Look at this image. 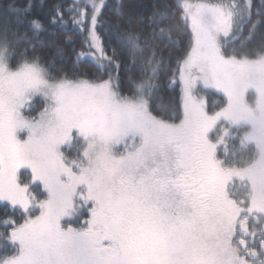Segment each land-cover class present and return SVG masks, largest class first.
<instances>
[{
	"label": "snow or ice",
	"instance_id": "6c2138e0",
	"mask_svg": "<svg viewBox=\"0 0 264 264\" xmlns=\"http://www.w3.org/2000/svg\"><path fill=\"white\" fill-rule=\"evenodd\" d=\"M36 8L0 4V264H264V0Z\"/></svg>",
	"mask_w": 264,
	"mask_h": 264
},
{
	"label": "trees",
	"instance_id": "16d2710c",
	"mask_svg": "<svg viewBox=\"0 0 264 264\" xmlns=\"http://www.w3.org/2000/svg\"><path fill=\"white\" fill-rule=\"evenodd\" d=\"M8 0H0V4H4L7 3ZM64 2V0H36L37 3V8L35 9V11L39 14L41 11L47 13L48 10L55 4ZM117 2V0H108V3L110 4H115ZM155 2V0H123V3L125 5H127V11L132 14L133 16H138L140 14H146L149 10L151 5ZM61 39H63V36L60 37ZM80 45H79V41H77L76 44V48L79 49ZM47 51V49H46ZM182 54L181 52H175L173 55V59H175L176 57H178L179 55ZM125 62L126 59H125ZM86 67V66H85ZM174 67V65H173ZM170 75V74H169ZM121 76H124V72L123 70H121ZM165 80L167 79V77L164 78ZM168 88L171 89L172 85H168ZM179 95V88L177 86L176 91H165L164 93V97L165 99H167L168 97H174V98H178ZM206 99V103L208 104L209 108H211V106L214 103H218L219 100L221 99L220 96L218 95H211V94H207L205 96ZM43 105L39 103V101H37V110H39L40 108H42ZM33 115H35V113H33ZM69 154L66 152V155ZM42 190V189H41ZM34 192H36V190H33ZM43 198V197H41ZM4 214L3 211L0 210V218H3Z\"/></svg>",
	"mask_w": 264,
	"mask_h": 264
},
{
	"label": "rangeland",
	"instance_id": "374dc122",
	"mask_svg": "<svg viewBox=\"0 0 264 264\" xmlns=\"http://www.w3.org/2000/svg\"><path fill=\"white\" fill-rule=\"evenodd\" d=\"M67 155H71V154L69 153V154H67ZM41 199H43V198H41ZM74 226H79V225H74Z\"/></svg>",
	"mask_w": 264,
	"mask_h": 264
}]
</instances>
